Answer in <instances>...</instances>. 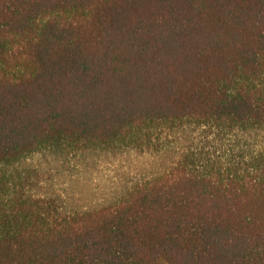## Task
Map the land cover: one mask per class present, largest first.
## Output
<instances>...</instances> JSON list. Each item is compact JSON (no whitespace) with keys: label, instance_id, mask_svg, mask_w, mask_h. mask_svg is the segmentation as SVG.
Segmentation results:
<instances>
[{"label":"trees","instance_id":"1","mask_svg":"<svg viewBox=\"0 0 264 264\" xmlns=\"http://www.w3.org/2000/svg\"><path fill=\"white\" fill-rule=\"evenodd\" d=\"M113 150L172 161L91 209L8 171ZM0 264H264V0H0Z\"/></svg>","mask_w":264,"mask_h":264},{"label":"rangeland","instance_id":"2","mask_svg":"<svg viewBox=\"0 0 264 264\" xmlns=\"http://www.w3.org/2000/svg\"><path fill=\"white\" fill-rule=\"evenodd\" d=\"M192 137H196L194 145L199 147L205 137L221 143L211 131L196 132ZM171 161L165 164L160 155L135 150L71 155L46 151L30 156L8 171L18 168L20 172L30 173L36 184L35 194L53 197L64 207L91 209L114 203L135 185L161 173Z\"/></svg>","mask_w":264,"mask_h":264}]
</instances>
